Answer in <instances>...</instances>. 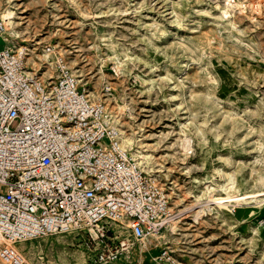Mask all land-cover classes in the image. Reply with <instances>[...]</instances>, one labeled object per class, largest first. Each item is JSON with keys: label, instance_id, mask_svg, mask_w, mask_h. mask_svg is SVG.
Instances as JSON below:
<instances>
[{"label": "rangeland", "instance_id": "374dc122", "mask_svg": "<svg viewBox=\"0 0 264 264\" xmlns=\"http://www.w3.org/2000/svg\"><path fill=\"white\" fill-rule=\"evenodd\" d=\"M234 2L0 0V10L16 12L21 35L0 37L1 45H29L27 68L46 78L49 67L38 71L29 58L39 62L52 47L91 99L107 109L127 104L124 127H134L155 155L156 178L172 210L168 222L177 220L176 230L167 223L161 240L138 243L117 264H152L163 246L180 264H264V0ZM181 128L192 138L187 156ZM230 173L238 191L212 201L227 196L222 186ZM238 198L248 201L218 207ZM16 246L27 264H90L96 253L75 233Z\"/></svg>", "mask_w": 264, "mask_h": 264}, {"label": "built area", "instance_id": "2783aa9c", "mask_svg": "<svg viewBox=\"0 0 264 264\" xmlns=\"http://www.w3.org/2000/svg\"><path fill=\"white\" fill-rule=\"evenodd\" d=\"M47 50L55 57L48 78L27 68L26 46L0 49V262L27 264L18 242L75 233L96 252L90 264H117L163 230L169 199L123 147L106 103ZM152 264L180 263L163 246Z\"/></svg>", "mask_w": 264, "mask_h": 264}, {"label": "bare ground", "instance_id": "6f19581e", "mask_svg": "<svg viewBox=\"0 0 264 264\" xmlns=\"http://www.w3.org/2000/svg\"><path fill=\"white\" fill-rule=\"evenodd\" d=\"M258 1V0H257ZM227 2V1H226ZM234 1L231 2H228V6L231 5L233 6L234 5ZM236 4V3H235ZM219 9L223 10V12L225 14H228V11L227 10V7H223L220 6V4L217 6ZM235 9V8H234ZM261 11V10H260ZM87 12V11H86ZM85 12V13H86ZM88 13V12H87ZM235 13V12H234ZM15 14L16 12L11 8V7H7L5 9H1L0 10V18L2 20H4V22L7 24V26L9 27V35H10V38L8 36V34L6 33H0V37L3 39V41H8L10 39V41H14L15 39H17L18 37H20V31L19 29L17 30L16 28V20H15ZM255 16V15H253ZM253 18V17H252ZM233 26H235V22L232 21L230 22ZM23 38V37H22ZM74 45V44H73ZM24 46V45H22ZM26 47H30L29 45H25ZM94 46V45H93ZM8 47V46H6ZM35 47V45H34ZM81 47V46H80ZM70 49V48H69ZM68 49V50H69ZM83 49V48H82ZM30 50V49H29ZM33 50V49H32ZM57 50V49H56ZM37 52V51H36ZM77 52V51H75ZM40 53V52H39ZM62 53V52H61ZM80 53V52H79ZM71 55V54H70ZM39 62L38 60H36L35 58L32 60H30L29 58V63H33L34 65L37 64L39 65L40 67L37 69L38 71L42 70V65H47L49 67V69L46 71L47 75H49L50 77L53 76V74L55 73L54 71V61H52L53 59V54L51 52H49L47 49H44L43 50V53L39 54ZM102 56V55H101ZM105 58H102V60H104ZM32 64V65H33ZM36 66V65H35ZM118 66V65H117ZM120 66V65H119ZM31 69V68H30ZM29 69V70H30ZM77 69V68H76ZM31 71V70H30ZM81 71V70H80ZM73 72L76 74V70H73ZM79 73V72H77ZM81 73V72H80ZM78 79L79 81H81L79 75H78ZM82 83V82H81ZM119 95V94H118ZM116 99L117 98H113ZM112 100V99H111ZM115 105V104H114ZM112 104V106H110L108 108V115L109 117L111 118V120L113 121V123L120 129V132H121V142H122V145L123 147L127 148L130 150V152L132 153V155L135 157V159H137V161L140 163V165L142 166L143 170H145L148 174L150 175H153L154 177H156L157 175V169H156V165H155V161H154V153L151 152L150 148L148 149H145V145L147 144L143 138H141V136L139 135L138 132H136L134 130V127H131V125L129 124L128 126H130L131 130L130 132H128L126 130V126L124 127V124H123V120H125V118L123 119V117L125 116V110H126V106L127 104H119L117 102V104L114 106ZM129 107V106H128ZM127 114V113H126ZM131 115V113H130ZM139 125V124H138ZM141 126V125H140ZM136 129V128H135ZM181 132L183 133V136L181 137V141L179 142V145L181 146L182 149H184L183 151V154L185 156H187L189 153H190V149L192 148V138L185 132L184 128H181ZM160 143V142H159ZM178 143V142H177ZM179 146V147H180ZM150 147V146H149ZM153 148V147H152ZM156 151V150H155ZM157 156V155H156ZM186 158V157H185ZM236 172V171H235ZM251 173V172H250ZM262 179V178H261ZM159 181V180H158ZM263 182V180H262ZM237 178H236V175L233 174V173H230L229 174V177H228V182L222 186V189L226 192L227 196L224 197V198H215L213 199L212 198V201L214 200H221V199H228L231 197L232 194H234L237 190ZM208 188H210V185H208ZM259 190V189H258ZM177 192V191H175ZM257 192V191H256ZM245 194V193H244ZM250 194V193H249ZM176 195V194H175ZM210 196L211 197H214L215 194H211L210 192ZM236 196V195H235ZM258 196V195H257ZM221 197V196H220ZM253 201L255 202H261L262 199L261 198H253L251 197ZM210 201V200H209ZM211 201V202H212ZM248 200H246V198H243V199H239L238 200H235V201H228V202H222L218 204V207L221 208V209H224V210H230V205L234 204V203H237V204H242V202H247ZM215 202V201H214ZM177 203V202H176ZM202 204V203H201ZM209 204V203H208ZM252 204V203H251ZM174 205V204H173ZM178 205V204H177ZM198 205V204H197ZM202 206V205H200ZM210 206V205H209ZM208 206V207H209ZM207 213V212H206ZM253 213V211H252ZM175 216H176V213H175ZM195 218L197 217V215L194 216ZM169 220H167L165 222V226L167 225V229H169L170 231H175L176 230V227H177V220H174V219H171L170 222H168ZM196 222V221H195ZM164 226V227H165ZM161 233V232H160ZM158 234L156 236V238L158 239H162L163 238V233L162 232L161 234ZM0 264H6L4 262H0Z\"/></svg>", "mask_w": 264, "mask_h": 264}, {"label": "crops", "instance_id": "0c3cea01", "mask_svg": "<svg viewBox=\"0 0 264 264\" xmlns=\"http://www.w3.org/2000/svg\"><path fill=\"white\" fill-rule=\"evenodd\" d=\"M3 47H6V46H5V44L1 45V41H0V49L3 48Z\"/></svg>", "mask_w": 264, "mask_h": 264}]
</instances>
